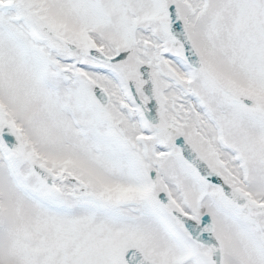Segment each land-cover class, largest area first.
<instances>
[{
	"label": "snow or ice",
	"instance_id": "1",
	"mask_svg": "<svg viewBox=\"0 0 264 264\" xmlns=\"http://www.w3.org/2000/svg\"><path fill=\"white\" fill-rule=\"evenodd\" d=\"M0 264H264V0H0Z\"/></svg>",
	"mask_w": 264,
	"mask_h": 264
}]
</instances>
